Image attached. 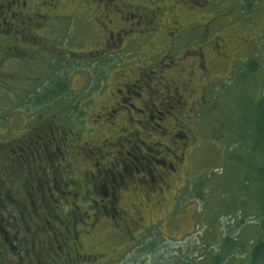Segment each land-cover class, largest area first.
<instances>
[{
  "label": "flooded vegetation",
  "instance_id": "flooded-vegetation-1",
  "mask_svg": "<svg viewBox=\"0 0 264 264\" xmlns=\"http://www.w3.org/2000/svg\"><path fill=\"white\" fill-rule=\"evenodd\" d=\"M163 1L0 0V95L10 98L0 100V264H96L106 251L91 248L103 245L102 235L138 239L150 207L166 202L165 184L192 171L201 125L190 124L213 102L206 90L218 64H238L220 34L239 28L227 2L220 9L217 0ZM70 21L82 36L66 29ZM142 43V65L116 78L93 124L76 115L96 136L70 128L49 89L42 101L14 98L34 82L49 87L30 74L56 66L47 54L87 65ZM15 104L25 105L18 116Z\"/></svg>",
  "mask_w": 264,
  "mask_h": 264
},
{
  "label": "rangeland",
  "instance_id": "rangeland-1",
  "mask_svg": "<svg viewBox=\"0 0 264 264\" xmlns=\"http://www.w3.org/2000/svg\"><path fill=\"white\" fill-rule=\"evenodd\" d=\"M168 1L163 3L166 5ZM226 2L236 15L234 23L239 32L220 35L227 39L232 55L239 52V61L235 68L230 62L218 64L214 70L217 79L206 90L213 102L204 114L205 119L191 121V126L201 125L197 140L200 147L193 149L188 159L192 171L187 176L179 171L173 178L183 174L182 180L170 179L171 187L165 184L166 202L150 207L138 239L132 240L130 234L118 232L102 235L103 245L91 248L95 252L106 251L96 264H248L250 249L264 233V210L255 192L253 175L255 168L264 167V152L250 149L256 143L251 141L253 134L246 130L247 124L240 126L246 117L252 119L254 106H264V0H217L216 5L222 9ZM65 27L72 29L73 35L82 36L74 21ZM70 38L66 42L74 45ZM82 40L88 42L87 38ZM132 48L135 50L130 55L121 51L87 65L82 59L60 58L54 62L47 54V62L56 66L30 74L34 81L40 76L41 81L48 79L49 87L35 89L34 82L31 86L34 93L23 89L14 98L33 100L40 94L42 101L43 91L49 89L53 96L51 106L65 116L70 128L80 131L81 137L84 132V138L96 136L97 132L88 131L78 123L76 115L80 113L81 117H87L88 125L93 124L94 111L110 97L116 78L128 74L131 65H142L138 58L140 49L149 50V45L142 43ZM143 60L148 61L144 55ZM81 67L84 72L79 70ZM74 70L87 73V78H74ZM2 93L1 101L10 99L7 92ZM24 106L15 104L16 116L24 111ZM38 106L37 112L41 111ZM84 108L91 110L84 113ZM257 115L261 117L260 111ZM175 190L179 193L176 199Z\"/></svg>",
  "mask_w": 264,
  "mask_h": 264
},
{
  "label": "trees",
  "instance_id": "trees-1",
  "mask_svg": "<svg viewBox=\"0 0 264 264\" xmlns=\"http://www.w3.org/2000/svg\"><path fill=\"white\" fill-rule=\"evenodd\" d=\"M254 109L255 112L253 117L250 115L252 119L246 117V123L245 121H242L240 126L247 124L246 130L253 134L251 141H255L256 143H253L254 146H251L250 149L252 151L262 150L264 152V106L259 104L258 106H254ZM259 111L261 117L257 115V112ZM257 143L260 145H256ZM229 159L233 160L234 157H229ZM254 171V185H256L255 192L258 193L257 198L260 199V207L264 210V167L255 168ZM248 264H264V233L257 238L254 246L250 249Z\"/></svg>",
  "mask_w": 264,
  "mask_h": 264
}]
</instances>
